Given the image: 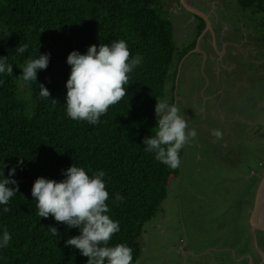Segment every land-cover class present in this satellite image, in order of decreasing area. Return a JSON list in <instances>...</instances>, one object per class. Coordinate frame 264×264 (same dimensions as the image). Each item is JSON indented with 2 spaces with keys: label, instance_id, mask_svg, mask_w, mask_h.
Returning a JSON list of instances; mask_svg holds the SVG:
<instances>
[{
  "label": "trees",
  "instance_id": "obj_1",
  "mask_svg": "<svg viewBox=\"0 0 264 264\" xmlns=\"http://www.w3.org/2000/svg\"><path fill=\"white\" fill-rule=\"evenodd\" d=\"M237 2L264 13V0ZM121 39L130 58L143 57L130 74L127 96L110 106L98 125L70 119L65 105L68 55ZM23 43L30 45L29 52L19 56L15 49ZM192 47L177 51L158 0H0V57L13 64L12 76H0V169L8 177L15 167L12 179L19 184L7 205L10 211L0 206V232L6 227L12 236L0 250V264H87L78 249L65 247L79 230L51 216L41 218L31 195L36 179L59 182L74 164L106 173L110 218L121 229L110 245L126 243L138 264L143 227L156 217L182 166L171 169L156 161L143 140L155 134L157 100L165 99L168 88L173 98L177 65ZM38 52L51 54L49 66L38 72L37 83H25L19 79L23 63ZM39 84L49 90V99L40 97ZM50 99L57 103L53 106ZM183 155L182 148L181 161ZM117 193L122 203L114 202ZM51 227L58 229V237L48 231Z\"/></svg>",
  "mask_w": 264,
  "mask_h": 264
},
{
  "label": "rangeland",
  "instance_id": "obj_2",
  "mask_svg": "<svg viewBox=\"0 0 264 264\" xmlns=\"http://www.w3.org/2000/svg\"><path fill=\"white\" fill-rule=\"evenodd\" d=\"M158 1L164 16L176 21L169 10L170 0ZM210 1L208 9L232 27L234 34L228 35L237 45H241L245 31L253 26L258 34L255 40L258 47L253 44V52L259 48L256 59L264 63V13L243 9L237 0ZM185 30L174 22L178 50L185 47ZM217 31L221 47L229 39L224 42V31ZM210 36L213 45L212 33ZM213 51L217 54L216 48ZM193 52L196 54L189 56L190 61L199 56L197 48ZM236 56L239 52L230 56V60L221 55L217 60L231 70L230 74L223 69L218 71L210 87L212 95L218 90L227 93L223 101L221 97L220 105L218 98L210 102L208 94L203 96L208 84L204 60L192 71V76L189 73L188 80L180 78L178 72L173 98L168 88L164 100L179 107L197 136L183 147L179 177L168 187L156 217L143 227L138 264H242L241 252L249 253L256 260L254 241L260 245L264 233L253 235L249 211L254 209L253 197L256 198L258 190L254 174H260V165L264 167V65L259 69L256 61L254 66L247 63L242 76L243 65L239 64L241 61H234L239 59ZM211 61L216 62L214 55ZM219 64L213 63L217 68ZM224 77L226 89L222 91L224 86L220 82ZM196 83L201 94L200 90L196 91ZM213 129L221 130L222 138L214 137ZM160 220L161 230L155 226ZM250 264L255 262L250 260Z\"/></svg>",
  "mask_w": 264,
  "mask_h": 264
},
{
  "label": "clouds",
  "instance_id": "obj_3",
  "mask_svg": "<svg viewBox=\"0 0 264 264\" xmlns=\"http://www.w3.org/2000/svg\"><path fill=\"white\" fill-rule=\"evenodd\" d=\"M28 43L20 44L16 49L19 56L29 52ZM125 40L113 41L110 45L101 43L92 45L86 54L72 51L67 57L70 76L66 82V115L76 121H87L98 125L100 118L106 115L110 106L115 105L127 96L130 74L141 65L143 57L137 54L131 57ZM50 53L39 54L24 61L22 75L19 79L25 83L36 82L38 72L46 70L50 62ZM9 57H0V76H12L13 64ZM4 83L0 80V85ZM41 98H50V92L44 84H39ZM51 100V99H50ZM53 106L56 100H51ZM157 124L155 134L145 138L144 150L154 154L156 161L177 169L181 166L180 153L190 139L197 136L195 129H190L188 118L181 114L178 106L167 100H157L155 109ZM212 135L222 138V131L213 129ZM21 159L18 163H22ZM4 167V166H3ZM16 168L9 170L5 177L0 169V206L2 211H10L7 205L19 192V184L12 177ZM61 181L43 177L35 180L31 195L36 201L38 215L41 218L53 217L69 229H78L80 234L66 240L65 247L78 249L87 264H133V250L126 243L110 245L114 234L120 232L119 221L110 218V208L106 203L109 192L106 189V173L91 168L69 167L63 172ZM12 185L13 187H9ZM124 197L115 194L114 202L122 203ZM52 236L58 237V229H48ZM12 239L8 229L0 232V250L9 246Z\"/></svg>",
  "mask_w": 264,
  "mask_h": 264
},
{
  "label": "flooded vegetation",
  "instance_id": "obj_4",
  "mask_svg": "<svg viewBox=\"0 0 264 264\" xmlns=\"http://www.w3.org/2000/svg\"><path fill=\"white\" fill-rule=\"evenodd\" d=\"M184 2L186 3V5L190 9L199 12L201 15L192 13V11H190L188 9V7H186L183 4L182 0H170L171 8H169V10L174 15V17L177 19L174 22H176L178 25H180L184 29H186L185 35H184L185 40H186V42L184 43L185 47L182 50L177 49V51L179 53H181L182 51H185V50L189 49L191 46H193L186 53V55L181 58V60L179 61L178 65H177V72H176L175 80H174V89H175V84L177 83V79H178V72H180L179 73L180 78L182 77V78H184V80L185 79L188 80L189 77L193 75L192 71L195 68H198L200 62L202 60H204V64H203L204 65V72H205L204 75L205 76L207 75L206 81L208 84H207L206 88H204L205 90L203 91V96L208 94L206 96L208 98V101H210V102L213 100H217V98H218V102L220 101V103H218V105H220L227 93L224 94L223 92L218 90L212 95V93L210 91V87L213 84V81L216 80L218 71H221L223 69V72L226 71L229 73V72H231V70L225 69L222 64H219V62L217 63L218 58H220V53L223 52V47L222 46L220 47V41H219L220 39L218 38L216 29L219 30L220 32H222V31L229 30V27L218 16L219 14H217L213 11L210 12V10L208 9V7L212 3L210 0H184ZM168 20L170 21V23L172 25L173 34H174V22L171 19H168ZM217 20H219V21H217ZM207 22H209V24ZM211 33H212L213 38H214L213 45H212V40H211V36H210ZM198 42H199V47H196ZM213 47L216 48L217 54L213 51ZM196 48H197V50H199V52H198L199 56H198V58L194 59L195 61H190L189 56H191L192 54H196V53L192 52ZM213 55L216 59V62L211 61V59L213 58ZM221 57L224 58L223 56H221ZM213 63H216V65L219 64L220 67L217 68L216 65H213ZM241 64L243 65V67H241V70L244 73H246V71H245L246 65H244L243 63H241ZM189 73H190V76H189ZM196 76H198L197 71H196ZM225 80H227V78L224 77L223 82H220V84L222 83L224 86V88H222V91L226 89V84H224ZM197 83L195 84L196 86H197ZM196 86H194V87H196ZM206 90H208L209 92L207 93ZM196 91L197 92L199 91L201 94V89L199 86L196 87ZM173 94H174V91H173ZM221 94H223V96ZM221 97H222V101H221ZM236 97H234V98H236ZM208 101H206L205 103H207ZM204 170L207 172L206 169H204ZM257 188H258V185H257ZM257 232H259V231H257ZM263 243H264V241H263ZM261 244H262V242H261ZM243 260H245V259H243ZM246 261L247 260H245V263L250 264V260H248L247 262ZM243 263H244V261H243Z\"/></svg>",
  "mask_w": 264,
  "mask_h": 264
},
{
  "label": "crops",
  "instance_id": "obj_5",
  "mask_svg": "<svg viewBox=\"0 0 264 264\" xmlns=\"http://www.w3.org/2000/svg\"><path fill=\"white\" fill-rule=\"evenodd\" d=\"M245 32H246V35H245V38H242L241 45H237L235 43V41H233L231 39V37H230L231 34L232 35L234 34V31H233L232 27H230L229 30L224 31L223 33L225 34V36H222L223 39H224L223 41L225 42L228 39L229 40L227 41V43H224L223 44V46H222L223 47V52L220 53V55L223 56L224 59L225 58H228L229 59L230 56L236 54V52H239V56H236V57H239V59L236 58V60H234V61H241V62H239V64L243 63L242 61H244L245 62L244 63L245 65H247V63H248V64L254 66L255 65L254 64V61L257 62L256 57H257V53H258L259 48L257 49V51H254L253 52V50L255 49V47L253 46V44H256L257 45V43L255 42V40H256L258 34L255 33V29L253 28V26H250L248 28V30L245 31ZM217 33H218V31H217ZM229 33H230V36L228 35ZM257 47H258V45H257ZM252 53H256V56L252 55ZM258 64H260V65L258 66ZM263 65H264V63H261V62H257L256 63V66L259 69H261V66H263ZM243 74H245V73L242 71V76H243ZM239 143H240V146L242 147L243 144H241V139H240V142ZM246 151H247V149H246ZM239 161H240V159L238 161H236L235 163H238ZM260 166H261V168H260V174L259 173L258 174H254L255 180L257 181L255 188H257V185L260 182V178H261L262 174L264 173L263 164L260 165ZM253 199H255V198L253 197ZM251 208H252V200H251L250 210H251ZM249 212H250L249 215H251L252 212L251 211H249ZM161 224H162V221L160 220L159 222H156V225L155 226H157L161 230V227H162ZM256 233H257V231H256ZM263 241H264V236H262V238L260 240V245H255V243H254V245H255L254 253H255V256H256V260H253L252 256L249 253H247V252H241V257L242 258L240 260L241 261L243 259H245L247 261L248 260H252L253 262H255V264H264V243H263ZM261 242H262V244H261ZM238 249H239V252L242 250L240 247ZM200 256H197V257L199 258ZM241 263H243V261Z\"/></svg>",
  "mask_w": 264,
  "mask_h": 264
},
{
  "label": "water",
  "instance_id": "obj_6",
  "mask_svg": "<svg viewBox=\"0 0 264 264\" xmlns=\"http://www.w3.org/2000/svg\"><path fill=\"white\" fill-rule=\"evenodd\" d=\"M182 2L186 7H188L186 3L184 2V0H182ZM188 9L192 11V13L194 14H200L199 12L190 9L189 7ZM207 23L209 24V22ZM250 225H251L253 235H256V231L264 233V173L262 174L260 178V182L258 184V190H257L256 198H255L254 209L252 211ZM254 242H255V245H257L256 241Z\"/></svg>",
  "mask_w": 264,
  "mask_h": 264
}]
</instances>
